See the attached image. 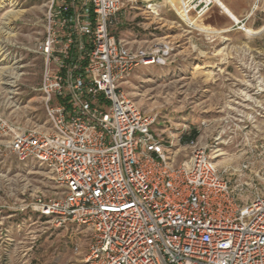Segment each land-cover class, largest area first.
Returning <instances> with one entry per match:
<instances>
[{"label":"built area","instance_id":"obj_1","mask_svg":"<svg viewBox=\"0 0 264 264\" xmlns=\"http://www.w3.org/2000/svg\"><path fill=\"white\" fill-rule=\"evenodd\" d=\"M221 1L179 0L178 16L191 28ZM123 6L47 1L37 53L49 126L1 128L15 158L60 190L27 208L70 231L83 264H264V148L259 160L245 155L232 182L214 160L224 132L181 148L190 131L170 134L140 110L120 87L169 50L112 35Z\"/></svg>","mask_w":264,"mask_h":264},{"label":"rangeland","instance_id":"obj_2","mask_svg":"<svg viewBox=\"0 0 264 264\" xmlns=\"http://www.w3.org/2000/svg\"><path fill=\"white\" fill-rule=\"evenodd\" d=\"M47 1L0 0V28L19 12L0 32V49L17 62L9 66L0 56V264H83L73 249L76 237L27 208L37 198H57L60 190L43 169L19 162L1 132L2 123L22 130L49 126L37 53ZM172 2L175 8L165 0H123L111 34L159 45L169 56L164 65L137 69L120 89L170 134L196 131L200 145H210L211 131L224 132L214 160L233 182L245 155L259 160L264 148V0H223L237 23L215 7L191 28L178 16L179 0ZM7 80L14 82L12 93L2 84ZM181 151L178 162L191 150Z\"/></svg>","mask_w":264,"mask_h":264},{"label":"bare ground","instance_id":"obj_3","mask_svg":"<svg viewBox=\"0 0 264 264\" xmlns=\"http://www.w3.org/2000/svg\"><path fill=\"white\" fill-rule=\"evenodd\" d=\"M171 7L174 6V4L170 3L171 0H165ZM174 8V7H173ZM219 10L222 11V14H224L226 17H228L231 21L237 23L238 22V19L237 17L231 12V10L224 4L223 1L219 2V6L217 7ZM19 12H15L12 16L11 14L10 15H7V18L5 19V23L3 24V27L0 28V32H6L5 30H2V29H7V26L10 24L11 22V19L14 17V15L16 16ZM245 33L247 35H255L256 32L252 31V30H249V29H245ZM0 56H2L1 58V62H4V63H9L10 65L9 66H14L17 62L12 59V58H9L7 54H5V51L3 49H0ZM2 69V68H1ZM5 70L6 69H10V70H16L18 69V67H5L4 68ZM2 72V71H1ZM18 76V75H17ZM5 77H8V76H5ZM14 78V77H13ZM10 79V78H9ZM12 79V78H11ZM11 83H14V82H8L7 81H4V83H2L3 85L7 86L9 89H8V92L9 93H12V84ZM223 155V154H222ZM221 156V155H220Z\"/></svg>","mask_w":264,"mask_h":264},{"label":"trees","instance_id":"obj_4","mask_svg":"<svg viewBox=\"0 0 264 264\" xmlns=\"http://www.w3.org/2000/svg\"><path fill=\"white\" fill-rule=\"evenodd\" d=\"M197 138V132L193 131L192 133H190L188 136H185L183 143H187L190 141H193Z\"/></svg>","mask_w":264,"mask_h":264},{"label":"crops","instance_id":"obj_5","mask_svg":"<svg viewBox=\"0 0 264 264\" xmlns=\"http://www.w3.org/2000/svg\"><path fill=\"white\" fill-rule=\"evenodd\" d=\"M170 3H172L173 4V2H172V0L170 1ZM174 8H175V6H173ZM149 9H154L153 7H150ZM131 40V39H130ZM137 42V41H136ZM137 43H140L141 44V42H137ZM144 43V42H143Z\"/></svg>","mask_w":264,"mask_h":264},{"label":"water","instance_id":"obj_6","mask_svg":"<svg viewBox=\"0 0 264 264\" xmlns=\"http://www.w3.org/2000/svg\"><path fill=\"white\" fill-rule=\"evenodd\" d=\"M264 30V29H263Z\"/></svg>","mask_w":264,"mask_h":264}]
</instances>
